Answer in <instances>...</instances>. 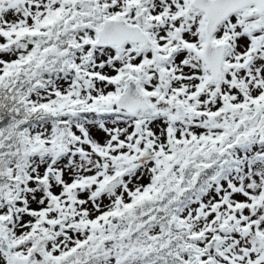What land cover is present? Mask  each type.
Returning a JSON list of instances; mask_svg holds the SVG:
<instances>
[{
	"label": "snow or ice",
	"instance_id": "snow-or-ice-1",
	"mask_svg": "<svg viewBox=\"0 0 264 264\" xmlns=\"http://www.w3.org/2000/svg\"><path fill=\"white\" fill-rule=\"evenodd\" d=\"M0 264H264V0H0Z\"/></svg>",
	"mask_w": 264,
	"mask_h": 264
}]
</instances>
